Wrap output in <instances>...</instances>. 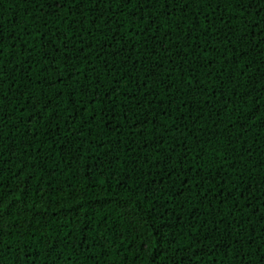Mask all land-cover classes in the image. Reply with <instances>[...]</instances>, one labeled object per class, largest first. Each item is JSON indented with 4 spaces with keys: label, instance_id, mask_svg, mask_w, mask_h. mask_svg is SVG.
Returning <instances> with one entry per match:
<instances>
[{
    "label": "trees",
    "instance_id": "obj_1",
    "mask_svg": "<svg viewBox=\"0 0 264 264\" xmlns=\"http://www.w3.org/2000/svg\"><path fill=\"white\" fill-rule=\"evenodd\" d=\"M182 5L0 0V264H264V0Z\"/></svg>",
    "mask_w": 264,
    "mask_h": 264
},
{
    "label": "snow or ice",
    "instance_id": "obj_2",
    "mask_svg": "<svg viewBox=\"0 0 264 264\" xmlns=\"http://www.w3.org/2000/svg\"><path fill=\"white\" fill-rule=\"evenodd\" d=\"M73 3L79 5V6H83V0H72ZM132 0H123V4H128L131 3ZM158 2V0H137V4L139 5H147L149 7H155L156 3ZM166 3H168V0H165ZM204 3H208L209 0H203ZM217 4L220 3V0H216ZM189 3V0H183V5L182 6H186ZM234 3L239 6L240 4H247L248 6H252L254 3V0H234ZM143 9L141 8V11ZM262 11H264V8L261 9ZM171 14V10L169 11V15ZM142 18V17H141ZM0 27H2V25H0ZM167 31V30H166ZM185 35H188L187 32L184 33ZM0 45H2V40H0ZM179 51H183L185 53V55H187V49H178ZM195 49H193L194 51ZM3 48L2 46H0V53H2ZM204 51H207V49H204ZM207 59H211L210 57H208ZM181 63H183V61H181ZM205 67H207L208 65L205 64ZM110 67V66H109ZM4 65L2 63V60H0V73L4 72ZM150 72L152 74H155L154 70H150ZM73 75H79L77 72H73ZM209 75H211V73L209 72ZM0 79H2V77H0ZM197 84H200V81H196ZM83 87V86H81ZM169 87H171V85H169ZM21 95H23V93H21ZM149 95H151V93H149ZM25 99L27 100L28 97H25ZM3 103H4V97L0 96V119H2V113L4 110L3 107ZM45 104H47V102H45ZM35 105L39 106V107H44L45 105H41L39 99H37L35 101ZM29 115H31V113H29ZM29 131H31V129H29ZM3 197H4V193L2 191H0V204H2L3 202ZM17 200H19V197H16ZM4 209L0 208V224H3L4 221ZM10 227V225H9ZM3 233L0 232V250H2L3 246H4V242H3ZM258 264H259V258H258Z\"/></svg>",
    "mask_w": 264,
    "mask_h": 264
}]
</instances>
